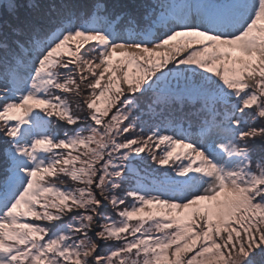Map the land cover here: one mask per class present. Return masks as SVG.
I'll return each instance as SVG.
<instances>
[{
  "label": "snow or ice",
  "instance_id": "6c2138e0",
  "mask_svg": "<svg viewBox=\"0 0 264 264\" xmlns=\"http://www.w3.org/2000/svg\"><path fill=\"white\" fill-rule=\"evenodd\" d=\"M0 264H264V0H0Z\"/></svg>",
  "mask_w": 264,
  "mask_h": 264
},
{
  "label": "rangeland",
  "instance_id": "374dc122",
  "mask_svg": "<svg viewBox=\"0 0 264 264\" xmlns=\"http://www.w3.org/2000/svg\"><path fill=\"white\" fill-rule=\"evenodd\" d=\"M65 180H67V178H64ZM69 183H70V181H69Z\"/></svg>",
  "mask_w": 264,
  "mask_h": 264
}]
</instances>
